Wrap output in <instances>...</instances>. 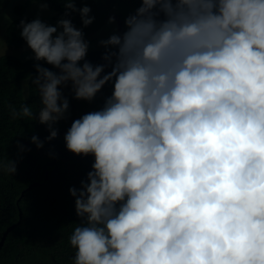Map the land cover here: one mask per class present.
<instances>
[{"label":"clouds","instance_id":"clouds-1","mask_svg":"<svg viewBox=\"0 0 264 264\" xmlns=\"http://www.w3.org/2000/svg\"><path fill=\"white\" fill-rule=\"evenodd\" d=\"M61 4L55 25L19 22L40 107L11 114L46 125L51 141L70 117L63 88L92 102L112 86L63 137L93 158L69 188L73 264H264V0H140L99 40L98 64L86 58L91 6ZM0 171L15 174L16 160Z\"/></svg>","mask_w":264,"mask_h":264},{"label":"trees","instance_id":"trees-1","mask_svg":"<svg viewBox=\"0 0 264 264\" xmlns=\"http://www.w3.org/2000/svg\"><path fill=\"white\" fill-rule=\"evenodd\" d=\"M38 1L48 3L55 21L64 12L61 0ZM76 2L78 5L89 4L92 8L90 14L96 17L83 29L85 38H89L94 34L104 35L103 27L113 15L121 23L123 31L124 17L139 6L140 0ZM25 9L20 5L14 7L17 17L6 29L7 44L14 53L0 56V161L6 163L12 158L17 162L15 174L0 171V242L4 232L15 224L0 249V264H73L76 250L68 238L80 221L69 188L80 186L93 158L68 151L63 137L74 119L102 107L104 98L111 94L112 86L105 85L92 102L74 99L70 85L63 88L70 101V117L56 125L58 136L51 141L45 140L49 135L46 125L31 119L13 118L11 109L19 110L22 103H27L34 113L40 107L38 89L31 83L37 62L15 56V53L19 54L18 49L26 44L19 35V22L21 19L31 21L24 15ZM71 18L76 27H82L79 13H74ZM103 52L104 48L92 50L86 58L93 64L103 63ZM39 63L58 71L43 61ZM32 135L44 141L42 148L31 142ZM17 141L30 151H21ZM34 182H40V185L28 190Z\"/></svg>","mask_w":264,"mask_h":264},{"label":"rangeland","instance_id":"rangeland-1","mask_svg":"<svg viewBox=\"0 0 264 264\" xmlns=\"http://www.w3.org/2000/svg\"><path fill=\"white\" fill-rule=\"evenodd\" d=\"M45 3L43 1L38 0H0V56L5 55V49H7L6 54L14 53V50L9 48L7 44V32L6 29L12 22L15 16V12L13 11L14 7L16 6H25V13L24 15L31 20L36 18L38 15L41 19L46 21L49 24L55 25L56 21L53 19L54 12L48 7L47 10H41L39 7L40 4ZM119 28L120 31H122L121 23L119 20L116 19V24L112 25L108 23V20L103 27V30L105 31L104 35L97 36L94 34V36H90L89 38H86L90 41V47L89 51L97 50L99 48H103L99 45V40L106 39L113 29ZM24 48L18 49L19 54L15 53V56L19 58L29 59L32 56L31 49H28L26 44L22 46Z\"/></svg>","mask_w":264,"mask_h":264},{"label":"water","instance_id":"water-1","mask_svg":"<svg viewBox=\"0 0 264 264\" xmlns=\"http://www.w3.org/2000/svg\"><path fill=\"white\" fill-rule=\"evenodd\" d=\"M47 178H48V173H47V175H46V179H47ZM38 185H40V182H34V183H32V184L29 186L28 190L31 189V188H33V187H35V186H38ZM23 194H24V193H23ZM23 194H22V196H23ZM14 227H15V224L12 225V226H10V227L4 232L3 237H2V239H1V242H0V249H1L2 245H3V243L5 242L8 233H9Z\"/></svg>","mask_w":264,"mask_h":264}]
</instances>
